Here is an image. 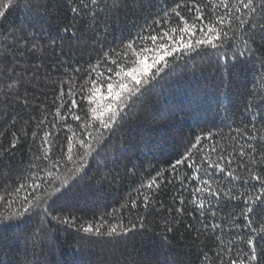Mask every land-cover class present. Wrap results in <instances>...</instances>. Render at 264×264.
<instances>
[{
    "label": "trees",
    "instance_id": "trees-1",
    "mask_svg": "<svg viewBox=\"0 0 264 264\" xmlns=\"http://www.w3.org/2000/svg\"><path fill=\"white\" fill-rule=\"evenodd\" d=\"M107 2L111 9L113 0ZM175 2L179 0H123L118 10L100 12L93 20L91 16L76 17L67 0H30V8L23 7L24 0H20L21 6L0 20V133H4L0 146L8 149L13 133L19 137L16 148L0 156V195L11 192L32 171L30 165L36 163L33 157L45 131L51 133L55 155L60 154V146L66 147V136L71 135L63 126L65 122L79 133L67 103L75 98L78 107L73 111L81 116L86 111L87 102L80 100L78 89L88 79L89 65L95 64L103 51L118 48L122 36L135 35L141 27L152 24L157 13L163 15L162 8H171ZM37 41L38 49L32 50ZM251 47L254 55L237 61H218L210 48L185 54L129 107L112 133H105L99 155L89 157L71 182L66 204L71 214L86 222L119 209L130 194L135 198L141 173L162 172L164 182L149 209L140 205L125 213V221L129 217L136 220L132 213L144 216L142 230L113 243L54 221L42 223L39 215L0 221V264H200L203 251L211 249L209 254L214 255L218 242L188 227H200L194 218L197 214H187L194 206L179 203L180 195L186 201L193 198L190 190L195 185L185 181V190L180 180L191 172L181 165L174 173L170 166L190 148L197 153L192 144L209 132L213 139H202V146L216 144L234 158L248 135L256 137L248 142L257 148L264 144L260 140L264 136V81L260 80L264 76V40L259 33ZM69 87L76 93L74 97L67 94ZM61 88L64 95L58 99ZM62 100L66 102L61 108L63 120L55 115ZM45 117V124L37 128ZM237 172L244 175L243 169ZM67 174V169H60L62 178ZM209 176L222 184L230 180L213 169H209ZM233 183L242 190L241 182ZM25 195L24 191L19 193L11 211ZM216 204L223 215L236 202L221 199ZM181 207L185 211L176 212ZM0 212L8 214L2 202ZM57 214L68 213L53 212ZM165 221L173 225L172 232H165ZM228 231L236 234L240 230L225 229Z\"/></svg>",
    "mask_w": 264,
    "mask_h": 264
},
{
    "label": "snow or ice",
    "instance_id": "snow-or-ice-1",
    "mask_svg": "<svg viewBox=\"0 0 264 264\" xmlns=\"http://www.w3.org/2000/svg\"><path fill=\"white\" fill-rule=\"evenodd\" d=\"M121 3L123 0H113L109 9L107 0H67L69 10L76 17L91 16L93 20L100 12L118 10ZM20 6V0H0V20L6 19L10 11ZM23 7L30 8V0H24ZM161 11L163 15L157 13L152 24L141 27L135 35L129 33L128 37L122 36L118 48L103 51L96 63L89 65L88 79L78 89L80 100L87 102L86 111L82 116L73 111L78 107L75 98L67 103L79 133L71 124L64 123L63 126L71 135L66 136V147L60 146L59 155L54 154L55 145L49 139L51 133H43L38 154L33 157L36 163L30 165L32 171L22 177L11 192L5 191L0 195V202L4 203L8 211L7 215L0 212V221L39 215L42 223L54 221L71 226L88 237L113 243L145 227L144 216L132 213L136 215L135 221L131 217L125 221L124 216L126 211L131 212L140 205L145 210L149 209L164 182L162 172L149 176L141 173V183L135 189V198L130 194L129 200L121 204L119 209L113 208L111 212L86 222H81L80 218L71 214L66 204L71 182L83 171L89 157L99 155L98 149L105 143V133H112L124 119L129 107L153 82H159L158 78L162 79V74L167 75V70L174 69V63L182 60L185 54H198V50L210 48L218 56V61L227 62L229 58L237 61L240 57L247 55L251 58L254 55L251 44L257 33L264 40V0H179L171 8H162ZM38 46V41L33 43L32 50H37ZM226 48L232 51L229 53L225 51ZM261 62L264 64V59ZM260 80L264 81V76ZM67 94L70 97L76 95L72 87H69ZM63 95L64 90L61 88L58 99ZM65 104L62 100L55 112L62 120L61 108ZM69 113H65V116ZM46 119L41 120L36 127L45 124ZM251 127L255 130L256 125L253 123ZM247 128L248 125H245V130ZM32 135L36 137L37 132L34 131ZM202 139L212 140L213 134L209 132L206 137H196L192 148H196L197 153H193L190 148L170 166L175 173L179 166L186 165L191 175L180 177L181 186L185 187V181L195 185L190 190L192 199L186 201L183 195L178 197L181 205L187 203L194 206L192 212L187 214H197L194 218L200 227H188L218 242L214 255L209 254L213 251L211 249L202 252L200 264H264V144L257 148L248 142L256 137L248 135L245 144L238 150V157L234 158L225 150L218 149L216 144L202 146ZM18 140L19 137L13 133L9 148L0 146V156L14 150ZM260 140L264 141V136ZM232 151L237 150L234 148ZM196 156L199 158H194ZM233 164H236L235 169ZM69 165L72 167L69 168ZM60 169H67L68 174L63 178ZM209 169L229 177L228 184L213 181ZM237 169H243L244 175L239 174ZM233 181L241 182L242 190ZM253 181L255 183H251ZM185 190L188 188L185 187ZM21 191L27 195L19 198V207L13 212L11 209L17 204ZM221 199L236 202L232 210L223 215L216 204ZM65 210L68 214L53 215V212ZM184 211L183 207L176 209V212ZM225 229L240 231L233 234L232 231L225 232ZM172 231L171 222L165 221V232ZM225 236L231 239L226 240ZM164 239L167 240V236Z\"/></svg>",
    "mask_w": 264,
    "mask_h": 264
}]
</instances>
